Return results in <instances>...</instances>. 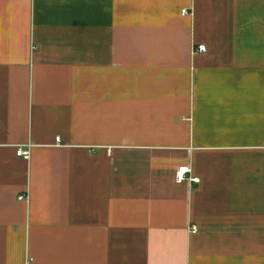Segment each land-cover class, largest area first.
<instances>
[{
  "label": "crops",
  "instance_id": "1",
  "mask_svg": "<svg viewBox=\"0 0 264 264\" xmlns=\"http://www.w3.org/2000/svg\"><path fill=\"white\" fill-rule=\"evenodd\" d=\"M0 264H264V0H0Z\"/></svg>",
  "mask_w": 264,
  "mask_h": 264
},
{
  "label": "built area",
  "instance_id": "2",
  "mask_svg": "<svg viewBox=\"0 0 264 264\" xmlns=\"http://www.w3.org/2000/svg\"><path fill=\"white\" fill-rule=\"evenodd\" d=\"M181 13L182 14H186V13H188V11H187V9H182ZM198 50L199 51H204L205 50V46L204 45H199L198 46ZM57 140H59V138H57ZM29 154H30V152H29L28 148L17 147V149H16V155L22 156L23 158H28ZM188 172H190V168L189 167H187V166L179 167L178 170H177V173H176V180L178 182L184 180L186 178V173H188ZM194 179H196V178H194ZM19 198L23 199L24 196L21 195V196H19ZM196 231H197V227L193 225L191 227V232L193 233V232H196Z\"/></svg>",
  "mask_w": 264,
  "mask_h": 264
}]
</instances>
